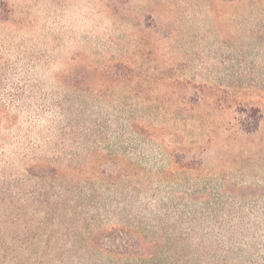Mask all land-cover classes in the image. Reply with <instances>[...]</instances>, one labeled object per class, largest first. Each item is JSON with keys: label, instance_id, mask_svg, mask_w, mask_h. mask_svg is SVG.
<instances>
[{"label": "rangeland", "instance_id": "374dc122", "mask_svg": "<svg viewBox=\"0 0 264 264\" xmlns=\"http://www.w3.org/2000/svg\"><path fill=\"white\" fill-rule=\"evenodd\" d=\"M30 194L194 238L264 199V0H0V199Z\"/></svg>", "mask_w": 264, "mask_h": 264}, {"label": "trees", "instance_id": "16d2710c", "mask_svg": "<svg viewBox=\"0 0 264 264\" xmlns=\"http://www.w3.org/2000/svg\"><path fill=\"white\" fill-rule=\"evenodd\" d=\"M52 203L31 194L0 199V264H264V199H217V209L203 203L217 233L198 238L93 219L68 228L51 215Z\"/></svg>", "mask_w": 264, "mask_h": 264}]
</instances>
